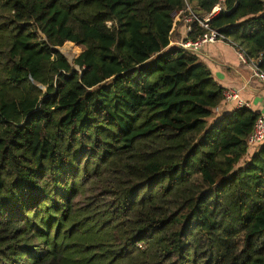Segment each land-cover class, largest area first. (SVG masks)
<instances>
[{"label":"trees","instance_id":"trees-1","mask_svg":"<svg viewBox=\"0 0 264 264\" xmlns=\"http://www.w3.org/2000/svg\"><path fill=\"white\" fill-rule=\"evenodd\" d=\"M218 4L264 70V0H0V264H264L260 114L170 46Z\"/></svg>","mask_w":264,"mask_h":264},{"label":"crops","instance_id":"crops-1","mask_svg":"<svg viewBox=\"0 0 264 264\" xmlns=\"http://www.w3.org/2000/svg\"><path fill=\"white\" fill-rule=\"evenodd\" d=\"M186 23L178 22L174 27L173 37L178 34L184 39ZM209 68L212 76L224 89H237L241 99L249 104V108L258 114L264 115V85L252 76L249 68L242 64L235 50L224 43H215L204 46L195 54ZM234 104H225L216 109V118L229 112ZM256 149V148H255ZM254 149L249 150V154ZM244 159L247 161L250 155Z\"/></svg>","mask_w":264,"mask_h":264},{"label":"built area","instance_id":"built-area-1","mask_svg":"<svg viewBox=\"0 0 264 264\" xmlns=\"http://www.w3.org/2000/svg\"><path fill=\"white\" fill-rule=\"evenodd\" d=\"M219 10L220 5L218 4L212 8L211 12L208 13L206 17L203 18V20H200L194 15L191 17L186 16L182 18V20L186 23V34L190 31L189 23L192 20H197L202 27L207 29V31L195 40L184 41V39H177L173 37L170 42V46H178L180 48L189 50L190 52L197 54L204 46L209 44L224 43L230 45L235 50L240 62L247 66L252 76H254L258 81H260L264 85V70L260 67L258 60L250 58L241 48L237 47L226 37L220 35L216 30L209 29L207 24L209 18L215 15ZM185 11L189 12L190 14L192 13L191 8L187 5L184 10H180L176 12V14H182ZM223 101L226 104L233 103L237 108H249L248 102L241 99L238 90L234 88L225 89L223 91ZM246 142L249 150L255 149L262 143H264V115L260 114L256 118L252 129L246 138Z\"/></svg>","mask_w":264,"mask_h":264},{"label":"rangeland","instance_id":"rangeland-1","mask_svg":"<svg viewBox=\"0 0 264 264\" xmlns=\"http://www.w3.org/2000/svg\"><path fill=\"white\" fill-rule=\"evenodd\" d=\"M190 8H191V6L190 5H188ZM184 17H186V13H180V14H174V18H175V22L176 23H178V22H184L183 20H182V18H184ZM174 27H175V25H174ZM38 35L40 36V37H43L40 33H38ZM67 43H70V42H66L63 46H61L60 48H62V47H64ZM72 44H74V43H72ZM230 46V45H229ZM79 47V51H78V53L74 56V58L73 59H75L76 57H77V55L83 50V47H81V46H78ZM64 57L65 58H67L65 55H64Z\"/></svg>","mask_w":264,"mask_h":264},{"label":"water","instance_id":"water-1","mask_svg":"<svg viewBox=\"0 0 264 264\" xmlns=\"http://www.w3.org/2000/svg\"><path fill=\"white\" fill-rule=\"evenodd\" d=\"M51 49H52V50H57V51H59L62 55H64L63 52L61 51V48H60V47H51ZM66 59H67L68 63H69L74 69H77V68H78V66H77L76 64H74V59H72V60H70V59H68V58H66ZM33 83H34L35 85H37V86L40 87V84H39L38 82L33 81Z\"/></svg>","mask_w":264,"mask_h":264}]
</instances>
